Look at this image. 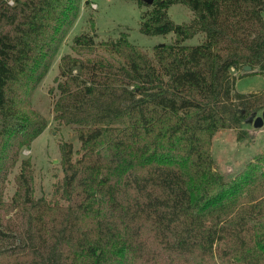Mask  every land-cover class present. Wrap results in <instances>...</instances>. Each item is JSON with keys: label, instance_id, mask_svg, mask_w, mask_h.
Here are the masks:
<instances>
[{"label": "trees", "instance_id": "trees-1", "mask_svg": "<svg viewBox=\"0 0 264 264\" xmlns=\"http://www.w3.org/2000/svg\"><path fill=\"white\" fill-rule=\"evenodd\" d=\"M82 4L0 0V264H264V154L228 178L212 151L264 110V91L236 90L246 65L264 73V0H139L141 32L172 42L150 54L82 32L61 55ZM55 61L52 120L76 141L36 197L22 151L52 122L32 94Z\"/></svg>", "mask_w": 264, "mask_h": 264}, {"label": "rangeland", "instance_id": "rangeland-1", "mask_svg": "<svg viewBox=\"0 0 264 264\" xmlns=\"http://www.w3.org/2000/svg\"><path fill=\"white\" fill-rule=\"evenodd\" d=\"M89 1L91 4L86 6ZM84 2L86 4H82L80 15L64 41L61 55L65 52H78V48L74 46L73 38L82 32L95 34L97 41L117 39L122 32H127L132 43L150 54L153 53L155 45L164 42L170 43L174 40L173 32L166 35H147L141 32L139 0H83ZM168 13L176 23L190 22L193 18V13L186 4H172ZM203 38L204 35L201 33L188 39L185 43L195 45L200 43ZM57 61L32 94L33 106L52 122L30 147L24 148L22 151V154L30 157L33 163L36 197H51L52 184L62 175L60 144L65 140L76 141L73 129L65 126L58 127L52 120V95L49 89L54 85V78L58 73ZM242 71L247 74L237 79L236 90L244 93L264 91V73ZM237 75L241 74L237 73ZM261 113L262 110L256 114ZM249 118H254V115ZM244 123L243 127L251 133L248 139L239 140L237 132L233 129H221L213 138L212 151L216 167L228 178H232L234 174L241 171L249 161L264 154V125L254 127L253 121L249 119ZM15 174L16 172L11 177L10 193L14 191Z\"/></svg>", "mask_w": 264, "mask_h": 264}, {"label": "water", "instance_id": "water-1", "mask_svg": "<svg viewBox=\"0 0 264 264\" xmlns=\"http://www.w3.org/2000/svg\"><path fill=\"white\" fill-rule=\"evenodd\" d=\"M147 3H152L153 0H144ZM245 70L250 72L252 71V67L250 65H246L245 66ZM257 112L253 113L254 118H248L249 120L253 121L254 127H261L262 125H264V110L262 111L261 114H256Z\"/></svg>", "mask_w": 264, "mask_h": 264}, {"label": "crops", "instance_id": "crops-1", "mask_svg": "<svg viewBox=\"0 0 264 264\" xmlns=\"http://www.w3.org/2000/svg\"><path fill=\"white\" fill-rule=\"evenodd\" d=\"M256 70H252V71H250V73H252V72H255Z\"/></svg>", "mask_w": 264, "mask_h": 264}]
</instances>
